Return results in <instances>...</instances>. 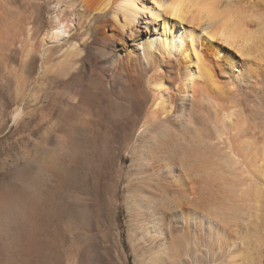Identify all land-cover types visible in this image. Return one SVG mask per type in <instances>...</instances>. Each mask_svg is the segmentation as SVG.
Wrapping results in <instances>:
<instances>
[{"label":"bare ground","instance_id":"bare-ground-1","mask_svg":"<svg viewBox=\"0 0 264 264\" xmlns=\"http://www.w3.org/2000/svg\"><path fill=\"white\" fill-rule=\"evenodd\" d=\"M158 15L150 0H0V245L29 224L18 264H98L77 172L94 92L122 122L120 264H264V0Z\"/></svg>","mask_w":264,"mask_h":264},{"label":"rangeland","instance_id":"rangeland-1","mask_svg":"<svg viewBox=\"0 0 264 264\" xmlns=\"http://www.w3.org/2000/svg\"><path fill=\"white\" fill-rule=\"evenodd\" d=\"M109 30L111 31L112 27ZM90 95L93 106L92 118L94 120L92 121H95V123L93 122L95 128L94 134H92V131H88V133H80L82 137L79 136L82 147H84V155L86 156L83 169L79 168L77 170L80 190L82 189L87 200L85 203L82 202L81 205H89L90 229L92 228L91 231L94 233L91 235L90 240L96 253L98 252L96 263L120 264L119 260L115 258L116 248L113 235L116 222L114 212H111V210L113 211L111 205H114L112 200L114 194L112 193L116 189L114 184H116L117 149L115 147L121 139V134L119 133L121 129L120 123L122 125V122L118 118L114 119L115 117H113L112 113H109L113 110V104L102 92H94ZM115 120H118L117 123ZM125 216L126 213L122 210L118 218L121 224L125 220ZM132 264H134L133 261Z\"/></svg>","mask_w":264,"mask_h":264},{"label":"clouds","instance_id":"clouds-1","mask_svg":"<svg viewBox=\"0 0 264 264\" xmlns=\"http://www.w3.org/2000/svg\"><path fill=\"white\" fill-rule=\"evenodd\" d=\"M8 190L0 191L3 195ZM38 207V205H35ZM9 232L14 238H19L22 243H13L4 247L0 245V264H18L17 257L24 251L26 244L32 242V230L28 223L18 222L9 225Z\"/></svg>","mask_w":264,"mask_h":264},{"label":"snow or ice","instance_id":"snow-or-ice-1","mask_svg":"<svg viewBox=\"0 0 264 264\" xmlns=\"http://www.w3.org/2000/svg\"><path fill=\"white\" fill-rule=\"evenodd\" d=\"M151 4L159 10L160 15L153 16L152 19L156 21L162 20L164 17L171 18L177 22H182V8L184 5L192 2L200 3L201 0H150ZM207 3H220L221 0H204ZM207 36V33H204ZM212 41L217 40L216 36L209 37ZM198 55L194 51V56ZM166 204L169 209H174L176 207L175 202L166 201Z\"/></svg>","mask_w":264,"mask_h":264}]
</instances>
